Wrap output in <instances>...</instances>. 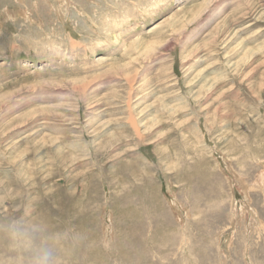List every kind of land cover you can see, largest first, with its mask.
<instances>
[{
    "label": "rangeland",
    "instance_id": "obj_1",
    "mask_svg": "<svg viewBox=\"0 0 264 264\" xmlns=\"http://www.w3.org/2000/svg\"><path fill=\"white\" fill-rule=\"evenodd\" d=\"M43 250L264 264V0H0V264Z\"/></svg>",
    "mask_w": 264,
    "mask_h": 264
},
{
    "label": "clouds",
    "instance_id": "obj_2",
    "mask_svg": "<svg viewBox=\"0 0 264 264\" xmlns=\"http://www.w3.org/2000/svg\"><path fill=\"white\" fill-rule=\"evenodd\" d=\"M51 254L43 250L37 254L35 257V264H51Z\"/></svg>",
    "mask_w": 264,
    "mask_h": 264
},
{
    "label": "bare ground",
    "instance_id": "obj_3",
    "mask_svg": "<svg viewBox=\"0 0 264 264\" xmlns=\"http://www.w3.org/2000/svg\"><path fill=\"white\" fill-rule=\"evenodd\" d=\"M225 237V236H224Z\"/></svg>",
    "mask_w": 264,
    "mask_h": 264
}]
</instances>
